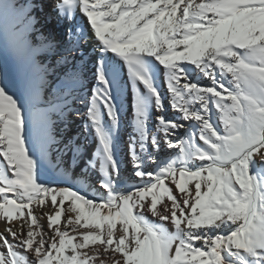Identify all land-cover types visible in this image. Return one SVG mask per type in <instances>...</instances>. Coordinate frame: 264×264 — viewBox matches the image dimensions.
I'll return each mask as SVG.
<instances>
[{
	"label": "snow or ice",
	"instance_id": "1",
	"mask_svg": "<svg viewBox=\"0 0 264 264\" xmlns=\"http://www.w3.org/2000/svg\"><path fill=\"white\" fill-rule=\"evenodd\" d=\"M37 8L38 0L25 8L0 0V28L18 31L22 16L35 31ZM56 11L69 21L79 11L87 26L66 29L51 73L42 66L25 100L0 79V264H264V0H59ZM59 47L45 37L47 51ZM122 65L134 89L127 178L118 148ZM77 103L98 142L93 198L52 186L70 174L53 146L81 151L78 136L57 130L70 131ZM168 103L177 116L168 117ZM57 169L62 179L43 180ZM48 203L45 232L33 206Z\"/></svg>",
	"mask_w": 264,
	"mask_h": 264
},
{
	"label": "rangeland",
	"instance_id": "2",
	"mask_svg": "<svg viewBox=\"0 0 264 264\" xmlns=\"http://www.w3.org/2000/svg\"><path fill=\"white\" fill-rule=\"evenodd\" d=\"M30 0H18L19 5H27ZM36 1V0H31ZM46 9L53 10V4L51 0H45ZM53 13L57 14L56 11ZM34 15V13H33ZM69 27H67L68 29ZM63 34L66 36V29ZM47 36H55L58 40V35L56 33H49L46 27L43 26V30L39 37L31 34L29 37V41L31 43V52H35V48H43V44H45V37ZM59 41V40H58ZM60 42V41H59ZM6 45L0 41V66H5L9 69L13 70L14 75L10 79L3 80V82L8 86L11 90V93L16 97H19L21 100H25L27 96V90L31 83L37 81L42 75V66L48 67L49 72L52 71V65L56 63L58 60V56L62 55L61 45L56 49V54H53L50 51H47L46 48H43L44 51L40 54H34L33 61L36 62L34 64H30L29 62L21 63L20 60L14 55H10L6 50ZM59 75V72L56 73ZM55 76L49 75L47 79L49 81L55 80ZM205 85L208 81L203 82ZM162 89L166 91V84L161 83ZM85 93H88V90H85ZM45 99L51 101L53 97L49 94ZM133 101V100H132ZM132 101L130 102V107L127 109L122 105L121 109V125L118 130V148H119V159L121 161L122 172L125 178L129 177L133 173V166L131 164V156H130V144L133 136L135 135V131L133 128V110H132ZM26 108L31 112L32 107L31 104L28 103L25 105ZM79 111L81 112V116L76 118L74 123L70 127V131L68 133L64 132V126L61 124H57V130L61 133V138L66 139L67 136H78L77 143H79L81 147V151L77 155H73L72 152H69L65 149L63 144H56L52 148V152H56L57 149L59 151L64 152V160L66 165L69 167V176L67 177L68 183H53V187H71L74 186L75 190H81L82 194L87 193L89 198H93L100 193H97L96 189L99 188L100 182L102 180V174L99 169V165L97 162L96 167H90L89 161L94 159L95 152L97 149V139L94 135V132L89 130L88 132L84 131V125L87 123V117L83 115L86 111L82 104L77 103ZM158 115V112L153 110L151 114V122L150 127L155 131V117ZM167 115L172 118L178 115V113L169 107V103L167 104ZM183 122V121H182ZM178 135H184L183 130H181ZM161 140L163 139V133L159 134ZM30 142L33 144V147L38 149L39 147V139L37 137L36 131L34 130L30 135ZM162 147H165L162 145ZM165 153L172 155L174 154L173 150L167 149L165 147ZM83 167L90 170L89 173H86V176H83L82 169ZM62 179L60 175V170L57 169L55 172L51 170H45L43 175V180L45 182H54ZM67 207V202H66ZM33 212L37 215L39 223L44 226L45 232H48V220L47 215L54 212L53 207L50 203L45 206H33ZM151 218V217H150ZM64 218L62 217L61 225L63 226ZM6 228L5 223L0 220V232H3ZM11 239V237H9ZM79 239V237H77ZM103 258V257H101Z\"/></svg>",
	"mask_w": 264,
	"mask_h": 264
},
{
	"label": "bare ground",
	"instance_id": "3",
	"mask_svg": "<svg viewBox=\"0 0 264 264\" xmlns=\"http://www.w3.org/2000/svg\"><path fill=\"white\" fill-rule=\"evenodd\" d=\"M36 1H29L26 6L30 7L31 3ZM39 3L43 5V8H37L34 11V15L38 18L39 23L35 25V31L32 30L31 27H28L26 24H24L23 17L21 16V20L18 21L20 24L19 30L16 32H13V30L8 29L5 30L3 28H0V41L4 43L6 46V50L10 55H14L17 57L21 63L24 64V62H29L30 64H34L36 62L33 61L34 54H40L44 51L43 48H45V44H43V48H35V52H31V43L29 41V37L31 34L36 35V37H39L41 34V31L43 30V26L47 28L50 32H54L58 35V40L60 41V45L62 48V53L64 54L65 48L68 46V41L66 36L63 34L64 30L67 29V27H75L79 25L80 27L87 26L86 18L77 11L75 19L69 21L68 19H61L57 14L53 13V11H56V4L59 2V0H51L53 4V10H47L46 9V2L45 0H38ZM21 8H25V5H20ZM57 12V11H56ZM162 67V66H161ZM94 70V69H93ZM14 75L13 70L9 69L5 66H0V79L2 80H8L12 78ZM204 81H207L205 78ZM88 82H89V89L95 87V81L93 79V76L91 73L88 76ZM161 83H164L163 78H161ZM118 85H119V99L121 101V104L124 106L125 109L127 107H130V102L134 98V89L132 86V81L129 78V73L126 65H122L119 70V77H118ZM89 89H85L88 90ZM169 107L171 108V105L169 103ZM78 108V106H77ZM79 109V108H78ZM89 173L90 170L83 167L82 173L85 172Z\"/></svg>",
	"mask_w": 264,
	"mask_h": 264
}]
</instances>
